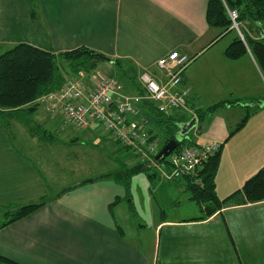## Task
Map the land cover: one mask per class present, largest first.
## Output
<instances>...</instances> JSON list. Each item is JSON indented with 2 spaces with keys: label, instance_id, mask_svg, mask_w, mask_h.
Listing matches in <instances>:
<instances>
[{
  "label": "crops",
  "instance_id": "crops-1",
  "mask_svg": "<svg viewBox=\"0 0 264 264\" xmlns=\"http://www.w3.org/2000/svg\"><path fill=\"white\" fill-rule=\"evenodd\" d=\"M206 5L207 0H0V54L17 43L54 53L85 46L105 54L109 63L122 61L117 70L130 79L123 84L127 95L141 89L143 69L164 80L155 65L160 57L174 50L187 54L176 86L180 91L189 87L186 107L169 111L165 120L167 125L176 120L178 126L196 117L185 142L222 144L215 191L223 199L264 166V70L250 50L236 59L225 56L238 32L209 25ZM242 33L262 38L264 22L260 29L245 23ZM111 71L70 77L91 89L98 78L115 77ZM206 101L226 103L201 121L196 110L207 108ZM36 103L28 123L15 116L6 123L9 113L0 107L1 221L2 206L47 199L0 228V255L19 264H264V200L233 202L202 218L205 210L186 186L196 174L176 180L155 175L145 186L152 191L148 197L132 188L133 215L124 185L114 177L116 162L96 176L75 175V181L71 172L76 170L63 167L56 173L55 162H45L62 133L61 128L59 134L49 131L61 121V112L47 98ZM245 115L242 127L230 134ZM152 121L166 125L155 117ZM32 126L49 131L48 137ZM92 128L101 137L102 129ZM63 133L67 138L68 127ZM137 219L143 223L136 225Z\"/></svg>",
  "mask_w": 264,
  "mask_h": 264
},
{
  "label": "trees",
  "instance_id": "trees-1",
  "mask_svg": "<svg viewBox=\"0 0 264 264\" xmlns=\"http://www.w3.org/2000/svg\"><path fill=\"white\" fill-rule=\"evenodd\" d=\"M227 8L238 11L237 21L239 25L240 23H247L260 29V26L264 22V0H207L206 19L208 24L219 28L221 32L228 30L236 31L232 27V20L229 18ZM248 50L252 52L261 70H264V37L252 39L244 35L243 40L236 33V37L226 47L224 53L227 58L236 59L246 54ZM102 60H107L105 54L85 46L60 51L58 53L45 51L28 43H17L6 49L0 54V107L3 111L9 113L5 118L6 123L10 117L14 116L20 121L28 123L30 120L29 113L37 108L36 100L38 98L61 88L67 82L70 75L72 76L80 71L86 73L94 72ZM113 61L118 69L123 65L122 61L118 59H114ZM122 74L124 75L125 72ZM94 80L93 84L95 83ZM116 80L123 85L118 77H116ZM31 102H33L32 105H30ZM225 103L226 101H220L205 109H198L196 110L197 117L202 121L206 115L214 112L219 106ZM146 105H150V103H145L143 109L147 110H142V113L148 118L150 123L153 117L158 120L157 123L159 124L166 123V125L161 124V128L164 131L168 129L164 143L177 136L178 123L176 120H173L174 122L170 120L171 125H167V119L170 116H167L165 112L156 110L152 105L149 107H146ZM246 116L231 130L230 134L242 127ZM165 118L167 119L165 120ZM171 127H174V129ZM31 129L36 134H43V137H48L46 135H49V131L45 129L39 131L37 130L38 127L34 126ZM151 133H153L152 130ZM155 135H153V138ZM186 139L188 138L179 140L178 147L193 144L191 143L192 141L186 143ZM115 141V143L120 145L117 140ZM120 146L121 150L129 152L133 156L130 148L123 145ZM221 149L222 144H219L218 150L208 161L201 165L200 169L198 168L196 175L198 181L194 182L191 181V178H188L186 185L187 190L191 194V199L197 201L205 210L202 218L215 214V212L233 202L236 204H244L264 200V166L246 179L243 185L230 196L223 199L217 196L215 191V174L219 166ZM115 161L122 166V169H125V163L120 160L119 156L115 157ZM138 161L141 165L136 166L133 169L134 171H139L138 168L144 164L142 161ZM126 170L123 175L116 176L115 179L124 185V197L128 200L129 210L133 215H136V209L131 202L130 175H128L131 173L129 169ZM46 202L47 199H37L24 203L17 209H4L3 216L5 220L0 222V228L27 215ZM0 261L6 264H19L2 255H0Z\"/></svg>",
  "mask_w": 264,
  "mask_h": 264
},
{
  "label": "built area",
  "instance_id": "built-area-1",
  "mask_svg": "<svg viewBox=\"0 0 264 264\" xmlns=\"http://www.w3.org/2000/svg\"><path fill=\"white\" fill-rule=\"evenodd\" d=\"M232 27L240 37L244 35L237 21L238 11L227 8ZM189 56L178 50L156 60L155 65L163 74V81L143 69L138 75L141 89L138 93L127 95L123 85L115 77L98 78L94 87L89 89L85 83L69 77L59 89L41 98H54L53 105L60 106L68 122L77 129H85L94 123H100L120 145L130 148L143 163H148L160 176L176 180L197 175L201 167L218 150V142L187 144L176 147L169 158L162 163L154 160L159 151L157 141L148 128L149 120L142 113V103H150L156 110L168 113L171 110L186 107V93L176 88L181 82L183 68L189 62ZM194 181L197 182L196 176Z\"/></svg>",
  "mask_w": 264,
  "mask_h": 264
},
{
  "label": "rangeland",
  "instance_id": "rangeland-1",
  "mask_svg": "<svg viewBox=\"0 0 264 264\" xmlns=\"http://www.w3.org/2000/svg\"><path fill=\"white\" fill-rule=\"evenodd\" d=\"M235 30L237 31V29H235ZM240 30H241V32H243V30H244V24L243 23H240ZM238 34H239V32H238ZM98 68L100 70H103V71H107L110 68H112V71L109 74L113 75L115 77H118L121 80V82H123V84L130 81V79L128 77L122 75L120 73V71L117 70L118 68L114 64L109 63L106 60L100 61L98 64ZM99 69L96 70L97 72L94 70V72L98 73ZM113 69H114V71H113ZM126 90L128 91L127 88H126ZM47 100L51 104L53 110L56 109L59 112H61L60 114H58V117L61 118V121L56 122V124H57L56 127H51L49 129V131L52 134L53 133L59 134V132H60L59 128L62 129L61 130L62 133L55 138V140L53 141L54 144L51 146V151H53L51 154V158H53L55 160H53L51 158H48L47 160H45V162L48 164H50L52 161L55 162L54 166L56 165V168H54V166H53V168L55 169L56 173L62 172L61 169L63 167L66 169L72 168V169L76 170L75 172H71L74 174L73 175L74 181H75V175H85V174L90 172V173L94 174V176H96L97 174H99L101 172H107L109 169L111 170L112 166H114V163L116 162L114 160V158L118 157L117 155H119L120 160L125 163L124 165L126 167H125V169H122V166L119 165L118 162H116L118 169L113 171V173L115 175L114 177H116V175H118V176L123 175L127 171L126 169H129V171L131 173V174H128V175H130V178H129L130 186L132 185L131 186V192L133 193V189H134L137 192L139 197H141V196H145V197L147 196L148 197L150 195V193H152V191L150 189H145V186L150 185L149 183L152 182V178H151L152 175L153 176L159 175L160 178H162L164 180H169V179H165V178L161 177L160 171L158 170V172H157L154 167H149L145 170L134 171L133 169L136 166L141 165L140 162L138 161L140 159L138 157H136L134 154L132 156V155H130L129 152H126V151L123 152V150H121V146L119 144L115 143L116 142L115 139H113L112 136L104 129V126L102 124L94 123L91 126H87L84 129L85 130L84 132L79 131V129L76 130V129H74L75 127L70 122L67 121L65 115L63 114V112L61 110V107L58 105H56V106L53 105L54 98L47 99ZM210 102L211 101H208V102L206 101L205 106H210L209 105V104H211ZM218 102H220V101H216L215 103H218ZM215 103H212V104H215ZM32 104H33V102L30 103V105H32ZM143 110H145V109H143ZM94 125H97L98 128L102 129L103 133H100L101 137H99V138L95 137L96 133L98 135H99V133L97 132V129L92 128V126H94ZM151 126H153V131H152L153 133L152 134H154V135L156 134L155 139L157 141L158 148L160 149L165 144L164 143L165 138H166L165 136L168 133V129H166V131H164L163 128L156 125L153 121H151V123L149 122L148 128L150 129ZM65 127H68L67 138L64 137V135L66 133H63ZM171 128L174 129V127H171ZM87 130H89V131H87ZM77 140H79V141H77ZM111 144L113 145V147L111 146ZM107 147L114 148V149L109 152ZM116 149H117V151H119V154H116V152H115ZM168 158H169V154L165 157V160H167ZM38 166L44 168V166L40 165L39 162H38ZM47 167L49 168V170L51 169L48 165H47ZM109 173H110V171H109ZM159 181L160 180L157 179V180H155V183H157ZM52 185L54 186V183H52ZM55 192H56L55 190L52 191V193H54V194H55ZM133 197H134V195H133ZM19 206L13 207L12 205L7 204L6 206H2V208L17 209ZM170 209H171V207L169 208V210ZM131 219L133 220V218H131ZM1 220H2V217H0V222H1ZM134 223L136 225L139 223H143V219H139V220L137 219Z\"/></svg>",
  "mask_w": 264,
  "mask_h": 264
},
{
  "label": "water",
  "instance_id": "water-1",
  "mask_svg": "<svg viewBox=\"0 0 264 264\" xmlns=\"http://www.w3.org/2000/svg\"><path fill=\"white\" fill-rule=\"evenodd\" d=\"M197 124V118L193 117L191 120L185 122V123H180L178 125L179 127V134L175 137H173L172 139H170L169 141H167L158 151V153L156 154L154 160L156 162L161 163L163 159H165V157L171 153V151H173L179 143V140H182L183 138L188 137V132L193 129ZM198 130L201 129V125H198ZM151 165H149L148 163H144L142 167H139L138 170H144L149 168Z\"/></svg>",
  "mask_w": 264,
  "mask_h": 264
}]
</instances>
